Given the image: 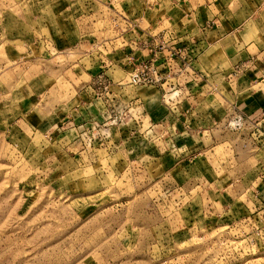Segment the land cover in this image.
I'll return each instance as SVG.
<instances>
[{
  "label": "rangeland",
  "instance_id": "1",
  "mask_svg": "<svg viewBox=\"0 0 264 264\" xmlns=\"http://www.w3.org/2000/svg\"><path fill=\"white\" fill-rule=\"evenodd\" d=\"M226 1L230 12L264 11L263 0ZM122 2L162 15L187 3L0 0V264H264V116L241 113L243 124L233 128L227 106L220 130L196 133L192 146L174 143L170 134L189 118L166 122L163 106H208L201 93H185L193 77L184 71L181 87L172 83L182 92L166 104L139 87L147 102L127 105L121 97L135 96L134 86L109 91L105 76L94 80L109 114L95 130L65 122L83 100L92 62L105 65L107 41L128 28ZM80 39L93 43V55L78 66L80 52L60 44L77 49ZM212 58L219 56H202L195 67L229 70L226 59ZM103 70L122 76L107 64ZM33 94L41 107L34 112Z\"/></svg>",
  "mask_w": 264,
  "mask_h": 264
},
{
  "label": "crops",
  "instance_id": "2",
  "mask_svg": "<svg viewBox=\"0 0 264 264\" xmlns=\"http://www.w3.org/2000/svg\"><path fill=\"white\" fill-rule=\"evenodd\" d=\"M183 1H187V3L183 4L179 2L174 4L171 6V10L168 11L170 13L167 12L168 14L165 13L164 15L157 9L154 13L148 12L142 2L135 4L137 5V9H135V5L122 2V9H125L123 12L127 13L129 17L127 21L124 20L128 22V28L122 34L123 36L119 37L116 34L113 39L107 41L110 48H107L105 60L107 66L118 68L122 76L118 77L117 80L111 78L107 75L108 71L103 70L106 64L101 65L97 61L98 63L93 65L95 62H92L91 69L86 72L88 77V83L86 84L88 85H84V92L80 90L78 96L82 97L81 99L83 100H79L80 105L71 110L70 116H66L68 118L65 122L69 120L74 129L79 131L84 128L97 129L98 121H100L99 118L104 114V111L108 110L106 107L108 104L102 102L99 97H95L94 86L92 84L94 80L98 82L99 79H103L105 76V80L103 81L107 82V89L109 91H113L112 87H117L122 91L124 88L130 86L124 85L130 69L128 55L137 60L156 57L157 62L160 64L161 72L164 75V80L157 85L134 86V91L137 93L135 96L124 95L125 97H121L127 101V105L136 102L135 98L138 101L147 102L148 99L143 98L138 92L139 87L150 89L155 95L154 98L162 100L164 104L168 103L170 99H175L182 90H173L176 85L172 86V83L178 82V88H180V80L183 77L182 72L184 71H188L191 77H193L191 80L190 77L187 78L184 86L188 87L189 90L187 89L185 93L194 96L201 93V97L207 103V108H204L202 112L197 107L184 109L180 105L171 108L163 106L161 112L164 116L166 115L164 117V121L166 122L168 120L173 121L174 118L175 121L172 123L175 124L176 122L177 124L181 115H186V121L189 118V124L184 125V129H177L170 134L174 143L179 144L182 142L184 145L192 146L197 143L195 139L196 133L209 132L208 136H210L212 133L214 134V132L220 130V127L224 126V119L222 117L224 110H226L224 108L230 107L231 103L234 109L247 117H256L255 119L257 120L259 116H264V11H256V13L250 11V13H246L243 9L231 8L232 12H230L228 9L231 3L228 4L226 0ZM262 4L264 5V2ZM137 20L139 21L138 25L134 22ZM117 39H120L122 43L114 46V42ZM70 43L67 48L63 47V43L60 44V47L65 48L63 49L65 51L74 50L77 52L78 50L80 52L77 54L78 59L76 64L78 66L83 57L88 54L93 55V43L89 39H80L77 49H70L72 46ZM158 43H161V46H158ZM74 46H76V43ZM89 49H91L90 52L87 51ZM167 50H175L181 55L190 56L189 65L192 69L180 70L179 65L174 63L171 64L170 69L165 67L163 65V56ZM216 55L219 58L212 59L220 61H225L226 59L229 67L228 71L224 69L217 74L208 71L203 73L195 67V63L200 64L202 56L211 59V56L216 57ZM100 61L102 62L103 60ZM236 70L235 75L229 76L231 72ZM192 72L194 75H192ZM233 77L237 80L235 84L230 82L234 79ZM196 79L201 81L197 82ZM216 83H218V86ZM122 84L123 86H121ZM200 85L202 88L206 85L210 90L204 91L202 94L201 91H198ZM216 87L219 89H216ZM232 91L237 93L234 101L228 96ZM245 91H247V96L242 97L241 95ZM106 94L107 98H109L111 93L107 92ZM113 96L119 97V95L116 96L115 94ZM32 99L36 100V103L30 108L34 112L41 107H39L40 101L37 95L33 94ZM98 100L101 102L100 105ZM212 100H216L219 107H213L210 104ZM242 107H247L250 111H244ZM171 111L175 113L174 116H172ZM107 114H109L108 111ZM200 115L206 118L208 121L206 124H202V118H199ZM261 120L263 121L264 119L262 118ZM90 142L92 143L93 141ZM82 143H88V141L83 138Z\"/></svg>",
  "mask_w": 264,
  "mask_h": 264
},
{
  "label": "built area",
  "instance_id": "3",
  "mask_svg": "<svg viewBox=\"0 0 264 264\" xmlns=\"http://www.w3.org/2000/svg\"><path fill=\"white\" fill-rule=\"evenodd\" d=\"M131 25L133 24L131 23ZM158 46H161V43H158ZM180 56L181 57L183 56L182 57L183 59ZM178 57L179 59L177 60ZM190 60H191L190 56L181 55L175 50H167L166 54H164L163 56V65L168 69H170L171 64L174 63L179 65L180 70H186L188 68L192 69V67L189 65ZM128 62L130 66V69L126 76V83L128 85L130 86L157 85L164 80V75L161 72L160 64L157 62L156 57L137 60L131 55H128ZM236 72L237 70L231 72L229 76L235 75ZM228 108H229L228 111L226 110L227 111L226 115L228 117L231 115L232 117H234L232 122H230V124L234 126L233 128L240 127V125L243 124L242 114L238 112L236 109H234L232 103Z\"/></svg>",
  "mask_w": 264,
  "mask_h": 264
}]
</instances>
